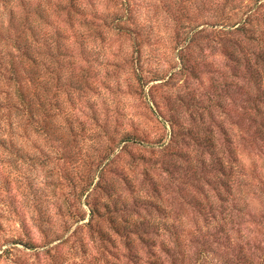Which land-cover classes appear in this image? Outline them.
I'll list each match as a JSON object with an SVG mask.
<instances>
[{
	"label": "rangeland",
	"instance_id": "obj_1",
	"mask_svg": "<svg viewBox=\"0 0 264 264\" xmlns=\"http://www.w3.org/2000/svg\"><path fill=\"white\" fill-rule=\"evenodd\" d=\"M42 1L49 134L0 107V264H264V0Z\"/></svg>",
	"mask_w": 264,
	"mask_h": 264
},
{
	"label": "trees",
	"instance_id": "obj_2",
	"mask_svg": "<svg viewBox=\"0 0 264 264\" xmlns=\"http://www.w3.org/2000/svg\"><path fill=\"white\" fill-rule=\"evenodd\" d=\"M36 1L43 2L42 0H0L2 86H8L11 90L10 92L4 91L3 96L0 97V107L12 111L15 117L34 133L47 137L49 134L46 123L49 117L47 105L49 90L45 78L47 65L46 61L37 59L40 53L33 43L36 32L29 21L33 12L27 5L34 4ZM37 5L35 14L46 20V15L40 10L41 4ZM69 6L73 7L72 4ZM53 8L59 12L62 6L57 2ZM139 80L142 78L140 77ZM126 138L130 140L133 137L128 135ZM83 181L84 187L89 185L87 180ZM245 262L257 264L253 257L246 259ZM226 264L232 263L226 262Z\"/></svg>",
	"mask_w": 264,
	"mask_h": 264
}]
</instances>
